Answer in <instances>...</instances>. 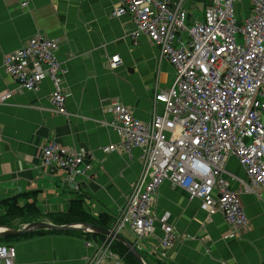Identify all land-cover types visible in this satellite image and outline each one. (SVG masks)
<instances>
[{"label":"crops","instance_id":"1","mask_svg":"<svg viewBox=\"0 0 264 264\" xmlns=\"http://www.w3.org/2000/svg\"><path fill=\"white\" fill-rule=\"evenodd\" d=\"M19 1L0 0V219L7 208L4 201L13 197L18 206L33 204L31 209L39 212L37 221L49 222V213H66L71 202L81 198L93 217L105 213L112 217L109 227L113 229L117 210L138 181L144 158L140 147L129 153L104 152L103 148L121 143L118 131L110 126L115 117L106 104L118 99L137 119L151 120L155 110H162L160 105L155 107V94L172 86L175 69L168 60L159 61V48L146 35L132 38L130 32L136 26L130 14L113 15L120 0H32L28 7H21ZM244 1L248 6L240 9L241 24L253 8L251 0L238 4ZM185 4L191 24L204 19L210 0ZM36 33L59 41L58 56L69 68L64 81L68 115L54 111L50 78L35 91L24 90L2 70L5 56ZM116 56L117 66L111 68ZM4 95L7 99L2 100ZM52 140L88 150L81 167L92 164L93 170L79 177V190L65 183L64 169L44 164L43 147ZM223 177L240 193L250 219V228L239 235L229 237L231 229L222 213L210 215L199 198L192 199L169 182L154 195L155 239L150 235L139 240L127 229L130 239L122 234L125 228L119 233L139 247L148 264H264V192L259 197L250 186L236 156L228 159ZM161 218L179 235L164 258L157 238L165 235ZM22 220L17 217L6 223L20 228L27 224H21ZM108 238L83 231L45 230L5 243L17 246L15 264H85L94 249L110 242Z\"/></svg>","mask_w":264,"mask_h":264},{"label":"built area","instance_id":"2","mask_svg":"<svg viewBox=\"0 0 264 264\" xmlns=\"http://www.w3.org/2000/svg\"><path fill=\"white\" fill-rule=\"evenodd\" d=\"M32 0H20L21 7ZM188 0H120L114 16L130 14L133 39L146 35L159 48V61L174 67L169 89L155 94V110L149 121L137 119L118 99L106 107L114 115L110 126L121 143L103 148L108 153L131 152L140 147L144 165L125 203L117 210L118 233L130 229L137 237L155 236L154 195L169 182L199 198L211 215L221 212L235 237L250 228L240 193L223 177L226 163L236 156L250 186L259 197L264 192V0L252 1V14L242 24L235 16L239 0H210L203 20L188 24ZM136 41V40H135ZM58 39L36 33L4 59L3 70L24 90H37L50 78L51 102L56 113L68 115L64 81L69 68L58 56ZM115 68L119 57H113ZM7 99L4 95L2 100ZM45 165L66 171L65 183L80 189L79 177L89 176L92 164L81 162L87 149H75L55 140L43 147ZM249 190V188H246ZM165 235L158 238L162 258L178 240V233L161 218ZM113 239V238H112ZM110 242L101 243L86 257L85 264H127ZM95 247L92 242L87 243ZM17 247L0 243V264H15Z\"/></svg>","mask_w":264,"mask_h":264},{"label":"trees","instance_id":"3","mask_svg":"<svg viewBox=\"0 0 264 264\" xmlns=\"http://www.w3.org/2000/svg\"><path fill=\"white\" fill-rule=\"evenodd\" d=\"M70 210L66 213H49L47 217L55 224L63 225V224H71V223H91L101 227L110 228L109 223L112 217L108 216V214H102L100 218L93 217L84 207V200L81 198L74 199L71 202ZM6 205L5 212L1 215L0 225H7V222H10L12 219L21 217L22 223H31L34 221L39 220L36 216L39 214L37 209H31L33 204H27L24 206H18L16 202V198H10L4 201ZM45 230H37L33 232H29L23 236H32L37 232H43ZM104 236V235H102ZM19 237H7V238H0V243L5 241H10ZM11 242V241H10ZM125 260L127 264H138V261L134 258L132 253L127 249V247L119 241H115V245L113 247Z\"/></svg>","mask_w":264,"mask_h":264},{"label":"water","instance_id":"4","mask_svg":"<svg viewBox=\"0 0 264 264\" xmlns=\"http://www.w3.org/2000/svg\"><path fill=\"white\" fill-rule=\"evenodd\" d=\"M37 230L83 231L85 233L104 235L124 244L140 264H148L139 247L135 243L131 242L112 228H105L91 223L80 222L59 225L49 221H35L27 223L21 228L0 226V238L19 237Z\"/></svg>","mask_w":264,"mask_h":264},{"label":"rangeland","instance_id":"5","mask_svg":"<svg viewBox=\"0 0 264 264\" xmlns=\"http://www.w3.org/2000/svg\"><path fill=\"white\" fill-rule=\"evenodd\" d=\"M195 2H200V0H194ZM243 4H245V6L243 5ZM186 5V4H185ZM248 6V4H247V2L246 1H244V3H240V4H238V2L235 4V16H236V18H237V20H238V23L239 24H241V21L238 19V15H239V12H240V9L241 10H244V8L245 7H247ZM194 13L196 14V15H199V11H198V9H194ZM19 49V48H18ZM18 49H16V50H14L13 52H16ZM13 52H11V53H13ZM11 53H9V54H11ZM9 54H7L6 56H8ZM6 56H5V58H6ZM4 58V59H5ZM3 63H4V61H3ZM112 68V67H111ZM3 70V69H2ZM3 72H4V70H3ZM175 73H176V71H175ZM8 75V74H7ZM55 111V110H54ZM185 190V189H184ZM221 213V212H220ZM210 215H211V213H209ZM18 228V227H17ZM21 228V227H20ZM128 228H125L124 230H123V232H122V234L123 235H125V236H127L128 238H133V236H132V234H131V232L129 231V230H127ZM133 233V232H132ZM134 234V233H133ZM135 235V234H134ZM135 237L137 238V236L135 235ZM139 238V237H138ZM153 238L155 239V236H153ZM143 238H139V240H142ZM15 240V239H14ZM9 243H13V242H9ZM17 247V246H16ZM133 255V254H132ZM134 256V255H133ZM135 258V257H134ZM136 259V258H135ZM147 260L150 262V258L147 256ZM138 264H140L139 262H138Z\"/></svg>","mask_w":264,"mask_h":264}]
</instances>
